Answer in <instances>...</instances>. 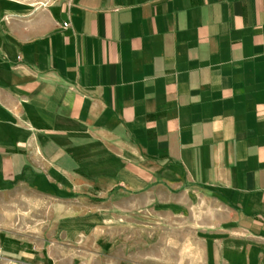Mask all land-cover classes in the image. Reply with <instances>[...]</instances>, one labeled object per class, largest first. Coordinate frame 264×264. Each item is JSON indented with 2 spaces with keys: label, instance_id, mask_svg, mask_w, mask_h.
<instances>
[{
  "label": "crops",
  "instance_id": "1",
  "mask_svg": "<svg viewBox=\"0 0 264 264\" xmlns=\"http://www.w3.org/2000/svg\"><path fill=\"white\" fill-rule=\"evenodd\" d=\"M18 189L58 216L0 231V264H115L102 210L190 230L167 240L187 264L192 244L264 264V0H0V193Z\"/></svg>",
  "mask_w": 264,
  "mask_h": 264
},
{
  "label": "rangeland",
  "instance_id": "2",
  "mask_svg": "<svg viewBox=\"0 0 264 264\" xmlns=\"http://www.w3.org/2000/svg\"><path fill=\"white\" fill-rule=\"evenodd\" d=\"M52 205L51 199L25 189L0 193V231H12L23 239H39L58 216L53 209L47 210ZM103 214L107 218L106 225L93 232L99 239L92 247L100 253L114 255L115 264H121L119 259L122 264H187L186 260H180V252L185 255L187 245L171 244L167 240L176 241L180 236H190V230L165 227L150 212L136 211L130 217L110 210H102L101 216ZM190 246L188 264H202L199 254L192 248L194 244Z\"/></svg>",
  "mask_w": 264,
  "mask_h": 264
},
{
  "label": "built area",
  "instance_id": "3",
  "mask_svg": "<svg viewBox=\"0 0 264 264\" xmlns=\"http://www.w3.org/2000/svg\"><path fill=\"white\" fill-rule=\"evenodd\" d=\"M64 26H66V24H64Z\"/></svg>",
  "mask_w": 264,
  "mask_h": 264
}]
</instances>
